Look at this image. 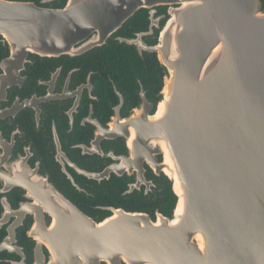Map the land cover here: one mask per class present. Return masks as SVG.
I'll return each instance as SVG.
<instances>
[{"label": "water", "instance_id": "water-1", "mask_svg": "<svg viewBox=\"0 0 264 264\" xmlns=\"http://www.w3.org/2000/svg\"><path fill=\"white\" fill-rule=\"evenodd\" d=\"M159 6L166 12L157 26L153 16ZM139 9L148 11L149 32L158 29L156 43L143 44L139 35L120 42L139 54L156 55L163 86L155 105L141 92L140 108L123 121L124 131L116 136L126 142L129 156L120 159L154 164L162 158L175 207L169 218L156 222L129 214L132 248L147 249L140 256L152 257V264H264L260 0H67L62 10L0 0V28L23 53L58 56L70 54L74 44L91 35L97 43L80 52L98 46ZM45 189L59 202L52 213L49 264L107 260L113 221L95 223L53 186ZM44 240L45 233L37 242L35 264L44 262ZM199 246L204 251L195 255Z\"/></svg>", "mask_w": 264, "mask_h": 264}, {"label": "flooded vegetation", "instance_id": "flooded-vegetation-1", "mask_svg": "<svg viewBox=\"0 0 264 264\" xmlns=\"http://www.w3.org/2000/svg\"><path fill=\"white\" fill-rule=\"evenodd\" d=\"M1 1L45 10L67 5V0ZM160 8L153 16L157 26L166 12ZM137 35L143 44L156 43L158 29L149 32L146 9L137 10L98 46L80 52L97 43L91 35L74 44L70 54L58 56L23 53L25 49L0 28V264H35L37 242L44 233L43 264H49L50 231L56 221L52 213L59 202L47 193L46 185L93 222L113 221V248L100 264H152V257L140 256L147 249L132 248L127 216L143 214L152 222L169 218L175 196L161 169L162 158L154 164L120 159L129 154L116 133H123L124 122L140 108L141 92L153 105L160 92L150 100L152 92L136 76L137 88L122 79L130 77L132 65L108 62L117 47L127 45L120 40ZM127 46L141 58L150 54ZM128 93L137 104L127 100ZM63 218L68 227V217ZM203 251L199 246L194 254Z\"/></svg>", "mask_w": 264, "mask_h": 264}, {"label": "trees", "instance_id": "trees-1", "mask_svg": "<svg viewBox=\"0 0 264 264\" xmlns=\"http://www.w3.org/2000/svg\"><path fill=\"white\" fill-rule=\"evenodd\" d=\"M262 9L264 11V0H260ZM160 11L165 12V7H161ZM138 17V16H137ZM134 19L132 20V22ZM119 50L112 52L108 59L111 63L119 66L130 64L132 65L130 71V77L127 76L122 79L131 80V88H137L135 83V77L140 80L144 88L148 89V92H152L150 100H155V94H158L163 86L164 70L160 66L155 54H144L143 58L139 57L134 49L127 45H121ZM126 73V71H125ZM121 78H117L118 82ZM127 100L137 104L138 99L133 97L132 94L128 93L125 95ZM159 99V96H158ZM157 99V101H158ZM131 105V104H130Z\"/></svg>", "mask_w": 264, "mask_h": 264}]
</instances>
